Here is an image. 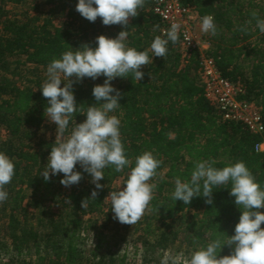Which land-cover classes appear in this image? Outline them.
Here are the masks:
<instances>
[{"label": "trees", "instance_id": "16d2710c", "mask_svg": "<svg viewBox=\"0 0 264 264\" xmlns=\"http://www.w3.org/2000/svg\"><path fill=\"white\" fill-rule=\"evenodd\" d=\"M24 2L0 0V129L5 131L0 132V152L15 163V175L5 186L8 199L0 203V264H132L127 253L116 251L125 235L107 208L115 181L122 178L125 183L130 168L122 172L106 168L100 189L79 164L74 170L82 173V179L71 187L60 183L63 174L49 181L40 175L56 143L39 134L48 106L40 89V69L47 70L66 51L85 44L94 48L96 37L115 38L125 28L128 46L146 51L155 37L166 38L162 21L153 10V0H144L127 26H105L100 18L88 21L76 11L78 0H41L35 7L40 15L9 17L8 5ZM185 3L202 16L214 17L217 34L209 54L224 77L242 85V97L261 107L264 123V33L252 17L256 12L264 18V0ZM42 5L48 11L42 12ZM243 26L247 31L240 30ZM141 70L140 82L132 77L112 81L121 93V106L111 114L121 120V138L133 167L135 158L146 151L162 161L149 181L156 189L146 215L134 225L123 224L141 239L142 258L135 264H155L156 253L161 264L162 252L177 242L191 254L217 235H233L241 215L230 185L214 189L211 204L203 196L187 205L174 201L176 178L189 179L197 161L214 160L217 168L243 161L264 188V152L255 150L262 135L242 122L224 119L206 96L197 52L187 61L179 41L169 42L166 57H153ZM71 79L78 111L70 131L76 122L86 120L84 112L97 103L92 90L106 77ZM94 190L98 195L91 199ZM88 215L94 219L87 222ZM112 222L116 225L110 226ZM89 238L95 240L91 248L86 247ZM178 250H183L180 245ZM231 251L226 245L220 255Z\"/></svg>", "mask_w": 264, "mask_h": 264}, {"label": "clouds", "instance_id": "9594fccd", "mask_svg": "<svg viewBox=\"0 0 264 264\" xmlns=\"http://www.w3.org/2000/svg\"><path fill=\"white\" fill-rule=\"evenodd\" d=\"M143 5L144 0H78L76 11L90 22L100 18L105 26H127ZM252 17L256 27L264 33V18L256 12ZM180 29L181 24L173 22L165 34L166 38L155 37L146 51L128 46L129 31L126 28L115 38L100 35L96 37V47L85 44L53 59L47 66V78L40 87L48 102L45 115L57 125L56 143L40 175L49 181L52 176L63 174L60 183L71 187L82 179V173L74 170L79 164L100 189L103 185L99 182L104 179L106 168L112 167L117 172L130 168L125 187L111 191L109 195L114 219L122 224L134 225L144 215L156 189V184L149 181L157 175L162 161L146 151L135 158V166H132L133 161L128 158L121 138V120L111 114L121 106V93L112 81L118 77H132L134 82H140L144 77L142 67L149 65L153 57H166L169 42L175 44L179 41ZM201 30L212 36L217 34L213 16L203 17ZM240 30L247 31V27ZM101 76L106 79L92 90L97 103L88 106L84 112L86 120L79 124L76 122L70 134L57 142L58 137L69 129L78 111L71 78L83 81L85 78L96 80ZM62 82H65L63 87ZM215 163L214 160L197 161L189 179L176 178L171 198L187 205L193 198L203 196L208 198L206 203L211 204L214 189L230 185V196L235 198V204L241 209L234 234L226 238L217 235L205 246L194 250L186 262L182 261L183 254H180L171 258V264H264V211H260L264 209V188L243 161L223 168L215 167ZM14 175V161L0 152V203L8 199L5 186L10 184ZM97 195L94 190L91 199ZM88 200L83 201V206ZM226 245L232 248L231 254L221 256ZM161 264H169V257L165 256Z\"/></svg>", "mask_w": 264, "mask_h": 264}, {"label": "built area", "instance_id": "2783aa9c", "mask_svg": "<svg viewBox=\"0 0 264 264\" xmlns=\"http://www.w3.org/2000/svg\"><path fill=\"white\" fill-rule=\"evenodd\" d=\"M153 10L162 21L164 34L173 22L181 24L180 51L187 61L194 52L198 53L206 96L216 103L224 119L242 122L253 133L262 135L255 150L264 152L261 107L255 101L242 97L244 89L240 83H235L221 74L214 58L209 54L213 43L212 35L201 30V22L205 16L188 6L185 0H153Z\"/></svg>", "mask_w": 264, "mask_h": 264}, {"label": "rangeland", "instance_id": "374dc122", "mask_svg": "<svg viewBox=\"0 0 264 264\" xmlns=\"http://www.w3.org/2000/svg\"><path fill=\"white\" fill-rule=\"evenodd\" d=\"M37 5H41V0H25V2L21 5H8L7 9L9 12V17L11 18H22L24 16V13H29L30 15H40V13L38 11L35 10V7ZM49 7L48 6H44L42 5L40 7V10L42 12L48 11ZM63 18H59L58 20H62ZM41 73H40V77L42 82L44 83L46 80V71L44 68H41ZM0 132L2 134L5 133L4 128L0 129ZM70 130H67L63 136L58 137L57 141H60L62 139H65L69 134H70ZM39 134L48 138V139H57V125L50 122L48 120V118L46 117L45 122L42 126V128L39 130ZM124 180L118 179L117 181H115L113 187L114 190L113 191H119L122 190L125 185H124ZM111 207V198L110 196H108L107 198V208ZM147 211L145 210L144 215L142 217H144L146 215ZM141 217V218H142ZM84 219L89 222L91 220L94 219L93 216H84ZM116 225L115 223H111L110 226ZM120 225H122L121 227V232L124 233V240L119 241V244L117 245L116 251L119 252L120 254L123 253H127V258L129 261L133 262L132 264H135L137 261H139L142 258V246H141V239L139 234L137 233H132V230L130 227H125L122 223H120ZM130 231V232H129ZM94 239H88V241L86 242V247L87 248H91L94 245ZM176 245V246H175ZM175 245H172L168 248H166L165 251L162 252L163 254V259L165 256L169 257V260H171V258H174L176 256H179L180 254H183L182 257V261L187 260L190 258V253L187 252L185 250V248H183L180 244V242H177ZM180 247L183 250H178V247ZM136 253V254H135ZM160 257H158V254L156 253L155 258H154V263L158 264V262L160 261Z\"/></svg>", "mask_w": 264, "mask_h": 264}]
</instances>
